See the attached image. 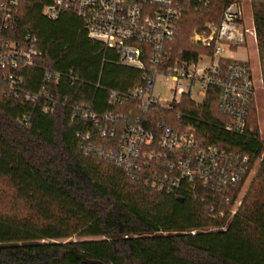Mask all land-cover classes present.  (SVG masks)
I'll use <instances>...</instances> for the list:
<instances>
[{"label":"trees","instance_id":"obj_1","mask_svg":"<svg viewBox=\"0 0 264 264\" xmlns=\"http://www.w3.org/2000/svg\"><path fill=\"white\" fill-rule=\"evenodd\" d=\"M231 1L211 0L208 7L196 8L186 0L170 44L173 53L195 60L205 52L190 35L218 22ZM46 2L19 0L12 35L18 38L30 29L43 50V64L78 76L75 85L60 82L59 96L88 102L98 113L139 114L150 128L158 122L189 126L203 143L254 159L262 153V159L228 218L232 204L219 197L160 192L112 161L84 154L78 131L91 130L93 142L105 149L113 140L98 138L91 121L70 118L67 104L44 113L40 104L0 96V264H264V142L258 133L227 131L218 90L211 86L200 105L188 95L168 107L140 108L135 100L109 103L108 90L134 88L141 71L118 64L116 52L88 38L76 15L48 19L42 14ZM250 5L264 96V0H250ZM229 61L220 60L223 66ZM23 75L26 87L34 88L40 70ZM27 109L33 116L25 125L19 116Z\"/></svg>","mask_w":264,"mask_h":264},{"label":"built area","instance_id":"obj_2","mask_svg":"<svg viewBox=\"0 0 264 264\" xmlns=\"http://www.w3.org/2000/svg\"><path fill=\"white\" fill-rule=\"evenodd\" d=\"M185 1L47 0L42 14L51 20L64 13L76 15L88 38L116 52L118 64L141 71V83L134 88L126 92L108 90L109 103L135 100L140 108L152 104L170 106L188 95L200 105L211 86L218 90L217 105L227 117L224 128L238 135H255L257 132L249 123L256 91L252 67L248 61L228 56L249 38L257 43L252 16L249 22L244 18L245 0L231 1L223 8L218 22H208L202 29L194 30L191 43L205 50L195 60L180 58L170 46ZM192 1L196 8H205L211 0ZM18 2L0 0V96L40 104L44 113H53L58 106L67 104L70 118L91 121L98 138L113 140L112 146L105 149L93 142L91 130L78 131L79 148L84 154L112 161L130 177H141L160 192L219 197L232 204L228 218L236 212L246 181L260 163L262 153L254 159L248 153L203 143L189 126L178 128L158 122L150 128L139 114L98 113L90 109L88 102L59 96L62 80L75 85L79 78L73 71L61 72L43 64V50L30 29L13 37ZM221 59L230 61L223 66ZM30 69L40 70L34 88H27L24 82L23 73ZM163 79L170 81V88L162 98L154 93V87ZM195 93L201 96L199 102L194 99ZM32 116V110L27 109L19 118L28 125ZM218 213L224 215L222 210Z\"/></svg>","mask_w":264,"mask_h":264},{"label":"rangeland","instance_id":"obj_3","mask_svg":"<svg viewBox=\"0 0 264 264\" xmlns=\"http://www.w3.org/2000/svg\"><path fill=\"white\" fill-rule=\"evenodd\" d=\"M244 4H245L244 18L246 22L247 21L249 22L250 16H252L250 1L245 0ZM192 34L190 35V37L192 36ZM190 37L189 40L191 42ZM228 56L234 60L248 61V63L252 67L253 74L255 77V83H256V91L252 103L251 112L249 115V123L250 126L253 127L254 130H256V132L258 133L259 138L264 142V96H263V88H262L263 82H262L261 69L258 59L256 43L249 38L247 39L246 44L244 46L234 48L230 53H228ZM169 88H170V81L167 79H163L162 81L156 82L154 87V93L156 95H161V97L163 98L167 96ZM194 99L197 102H199L201 100V96L195 93ZM164 107H168V106H164ZM257 167L258 166L255 165L254 171L248 177L242 195L245 194L246 189L248 188L250 182L252 181L256 173Z\"/></svg>","mask_w":264,"mask_h":264}]
</instances>
